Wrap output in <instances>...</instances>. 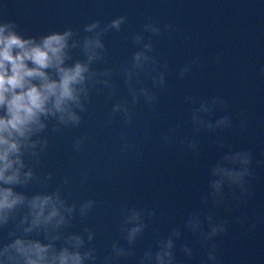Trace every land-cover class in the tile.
Instances as JSON below:
<instances>
[{
    "label": "water",
    "instance_id": "95a60500",
    "mask_svg": "<svg viewBox=\"0 0 264 264\" xmlns=\"http://www.w3.org/2000/svg\"><path fill=\"white\" fill-rule=\"evenodd\" d=\"M120 15L128 17L123 29L104 37L108 64L94 67L119 68L130 59L138 49L131 37L142 31L149 19L161 26L171 22L175 28L171 34H146L160 63L168 65L166 88L158 93L154 109L141 100L133 109L132 121L125 123L111 111L113 103L128 95L123 74L114 72L111 79L119 86V95L109 98L108 90L99 86L78 128L50 134V147L37 172H52L53 182L28 189L52 191L67 175L72 180L64 192L69 202L97 200L89 216L84 220L77 216L69 229L83 231L87 226L96 232L93 243L99 259L93 264H102L112 245L126 246L119 230L123 207L147 206L156 209L157 215L147 221L148 228L135 246L136 256L114 264H137L145 250L155 248L157 233L164 236L173 227L183 229L188 213L200 206L202 195L208 191V172L220 155L218 140H224L233 150L250 149L254 167L255 160L264 159V0H0V20L17 21L26 35L63 31L66 27L82 33L84 25L93 20L107 23ZM73 52L80 58L79 50ZM217 55L221 57L219 63L214 59ZM194 57L200 58L201 67L193 68L181 80L180 68ZM141 81L151 85L148 74L141 73ZM188 95L226 99L233 128L193 134L192 105L185 103ZM241 113L248 121L243 132ZM225 114L217 111L215 117ZM180 122L183 127L174 133L177 143L164 147L162 134ZM192 135L200 145L198 158L179 143ZM81 136L87 139L76 152L73 143ZM250 191L252 199L246 205L237 208L230 200V210H215L219 218L231 221L228 234L217 240L219 264H264V168H256ZM245 213L249 225L258 224L256 231L235 222ZM6 232L0 230V238ZM184 243L196 253L191 261L179 251ZM176 255L178 264H201L206 250L184 230L183 239L177 241Z\"/></svg>",
    "mask_w": 264,
    "mask_h": 264
},
{
    "label": "clouds",
    "instance_id": "9594fccd",
    "mask_svg": "<svg viewBox=\"0 0 264 264\" xmlns=\"http://www.w3.org/2000/svg\"><path fill=\"white\" fill-rule=\"evenodd\" d=\"M127 21V15H120L107 23L93 20L84 25L82 33L66 27L63 31L26 35L17 21L0 20V230L7 229L6 236L0 238V264H93L99 259L93 243L96 232L92 228L69 231L77 216L81 220L89 216L97 205L95 198L79 204L69 202L64 192L72 180L67 175L52 191L28 189L53 182L52 172L44 175L37 172L50 147V134L78 128L99 86L108 90L109 98L119 95L120 88L111 79L114 72L123 74L128 95L113 103V116L119 115L130 123L133 109L141 100L149 109L155 108L158 93L166 88L168 65L160 63L146 34H171L175 31L171 22L161 26L149 19L143 30L131 37L138 49L130 59L119 68L94 67L98 63L108 64L104 37L121 31ZM74 49L80 51V58L74 57ZM214 59L219 63L221 57L217 55ZM199 67L200 58L194 57L180 68L178 76L183 80L193 68ZM261 71L264 72V67ZM141 73L150 76V86L142 83ZM185 103L192 105L193 134L233 128L230 106L223 97L188 95ZM217 111L226 114L216 118ZM181 127L183 122L162 134L164 147L177 143L174 133ZM247 127V118L241 113L240 130L243 132ZM86 139V136L77 138L73 150L80 152ZM179 143L199 157L200 145L195 135L185 136ZM216 149L220 155L209 169L208 191L202 195L200 206L188 213L183 229L173 227L164 236L157 233L155 248L145 250L137 264H178L177 241L183 239L184 230L206 250L201 264H219L217 240L228 234L231 221L219 218L215 210H230V200L240 208L252 199L251 181L256 179V168H264V159L255 160L254 167L250 149L233 150L224 140L216 142ZM120 211L119 230L126 246L112 245L102 264L135 257V246L148 228L147 221L157 215L156 209L147 206L123 207ZM235 222L251 231L258 228L257 223L248 224L246 213L236 217ZM179 251L189 261L196 255L188 243Z\"/></svg>",
    "mask_w": 264,
    "mask_h": 264
}]
</instances>
